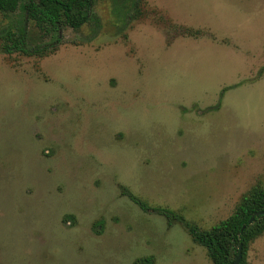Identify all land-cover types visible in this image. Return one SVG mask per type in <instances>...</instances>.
<instances>
[{
  "label": "rangeland",
  "instance_id": "374dc122",
  "mask_svg": "<svg viewBox=\"0 0 264 264\" xmlns=\"http://www.w3.org/2000/svg\"><path fill=\"white\" fill-rule=\"evenodd\" d=\"M52 37L0 34V264H213L189 225L264 187V0H95Z\"/></svg>",
  "mask_w": 264,
  "mask_h": 264
},
{
  "label": "trees",
  "instance_id": "16d2710c",
  "mask_svg": "<svg viewBox=\"0 0 264 264\" xmlns=\"http://www.w3.org/2000/svg\"><path fill=\"white\" fill-rule=\"evenodd\" d=\"M95 0H0V10L13 12L18 8L26 16V22L33 23L37 29L38 42H30L26 23L18 24L15 29L2 27L0 34L5 35V48L10 51L21 50L31 53H43L53 45L45 42L46 37L53 38L59 28L65 24L79 29L90 19ZM59 41V40H58ZM56 41V42H58ZM55 44V43H53ZM143 210L150 209L143 200L133 197ZM158 212L175 219L174 212L158 208ZM264 210V187L257 186L245 196L235 211L210 229L200 230L190 224L189 230L194 240L207 248L213 264H232L242 245L243 257L240 264H248L247 251L250 242L264 232V214L256 216L249 223L251 215ZM187 224V223H186ZM189 224V223H188ZM245 226V227H244ZM133 264H155L154 257L149 255L137 258Z\"/></svg>",
  "mask_w": 264,
  "mask_h": 264
},
{
  "label": "water",
  "instance_id": "95a60500",
  "mask_svg": "<svg viewBox=\"0 0 264 264\" xmlns=\"http://www.w3.org/2000/svg\"><path fill=\"white\" fill-rule=\"evenodd\" d=\"M262 214H264V210H260V211L254 212L251 215L250 219H249V223H252L254 221V219H255L256 216H259V215H262ZM242 257H243V248H242V245H240L239 246L238 256L235 258V260L232 262V264H240L241 263V260H242Z\"/></svg>",
  "mask_w": 264,
  "mask_h": 264
}]
</instances>
